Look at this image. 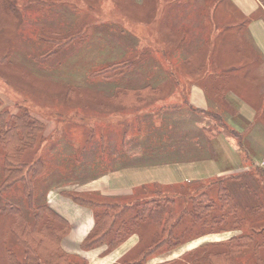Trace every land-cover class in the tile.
Masks as SVG:
<instances>
[{"label":"rangeland","instance_id":"374dc122","mask_svg":"<svg viewBox=\"0 0 264 264\" xmlns=\"http://www.w3.org/2000/svg\"><path fill=\"white\" fill-rule=\"evenodd\" d=\"M254 14L240 12L232 0H0V110L18 112L20 103L27 104L43 125L41 143L28 149L24 158L27 163L42 162L33 181L31 204L22 182L2 189L4 151L0 149V207L10 202L29 214L46 197L57 211L53 195L62 191L83 192L100 202L141 200L156 187L154 183L161 182L149 181L126 192L107 175L126 166L164 165L172 158L199 160L209 153V138L213 136L214 143L225 132L235 135L240 149L246 151L249 144L254 151L252 155L249 150L245 164L251 159L264 165L259 144L247 139L250 130L241 129L244 122L238 108H231L226 100L231 93L228 86L248 83L249 90L235 91L257 105L254 121H259L264 100L258 94L260 87L254 85L264 78H254L263 64L254 59L258 47L250 23L259 18ZM245 55L253 58L248 56L252 66L244 71L249 79L237 81L231 66L240 64ZM131 60L127 66L115 67ZM169 70L176 71L166 76ZM146 84L157 91L144 88L135 93ZM193 84L202 85L208 94L213 107L209 113H218L215 123L199 118L201 111L189 102ZM134 94L142 96L141 104L130 103ZM58 203L69 219L75 221L83 214L94 225L90 208L81 209L66 195ZM12 218L0 211V264L6 263V248L21 255L9 232ZM101 245L108 251L106 243ZM81 250L85 249L79 245ZM128 254L120 259L129 260ZM255 259L250 253L236 264H254Z\"/></svg>","mask_w":264,"mask_h":264},{"label":"trees","instance_id":"16d2710c","mask_svg":"<svg viewBox=\"0 0 264 264\" xmlns=\"http://www.w3.org/2000/svg\"><path fill=\"white\" fill-rule=\"evenodd\" d=\"M246 41L245 37L241 43L245 44ZM257 52L254 59L264 61L263 55ZM248 56L242 57L240 64L231 66L232 76L246 66H252L253 58ZM243 58L248 61L244 62ZM130 63L133 61L122 62L115 67L121 68ZM125 69H119L120 74ZM144 88L157 91L152 84H146L135 93ZM133 96L134 101L130 103L141 104L142 96ZM1 103L0 98V107ZM21 104L24 103L19 104L21 108L18 112L0 110V149L4 151L1 185L2 189H7L22 182L31 204L33 181L42 169V162L37 159L27 163L24 158L28 149L41 143L43 125L31 114L27 104ZM259 109L262 111L264 105ZM251 163V169L240 175L201 180L204 182H197L194 186H188V182L171 185L154 183L156 187L150 190L148 196L125 204L118 201L100 202L83 192L62 191V194L93 212L94 225L81 241V248L106 243L108 251H111L137 233L139 246L128 254L129 260L124 258L123 262L148 264L149 259L158 253L202 235L240 229L241 233L228 240L205 244L174 260L158 264H189L192 260L204 264H236L239 257L250 253L260 262L264 253V166L255 165L254 161ZM0 211L13 216L9 232L21 249L19 255L15 249L6 248L5 264H89L87 258L71 254L64 248L63 238L70 233L71 222L54 210L46 197L29 214L10 202L0 207Z\"/></svg>","mask_w":264,"mask_h":264},{"label":"crops","instance_id":"0c3cea01","mask_svg":"<svg viewBox=\"0 0 264 264\" xmlns=\"http://www.w3.org/2000/svg\"><path fill=\"white\" fill-rule=\"evenodd\" d=\"M235 4L237 9L245 14H253L257 13L259 18L253 20L250 23V30L253 34V41L255 42L256 46L258 47V51L264 57V0H232ZM254 14V15H255ZM264 60V59H263ZM263 64L257 70V75L254 77H260V79L264 78V61ZM176 70H169V72H165V75H173ZM241 74H237L235 77L237 81L248 80L249 79V72L244 74L245 69L241 70ZM158 73V72H157ZM177 74V73H176ZM242 80H239V79ZM234 79V78H232ZM170 81V80H169ZM234 85L228 86L230 90L226 100L230 101L231 108H238L237 114L242 117L241 121L244 122L241 124V129L249 131L245 135H247V139L249 140H256L259 144L257 149L260 151L261 156L264 155V123L262 122L264 109L261 111L259 109L258 118L259 121L255 123V117H257V112L255 110V104L249 102V97L245 95H241L236 93L235 90H249V84H238L240 86L238 88L233 87ZM259 95L263 96L264 98V82L259 83L258 86L254 85V88L258 90ZM208 94H206L205 89L202 85L193 84L188 93L189 102L196 107L198 110L201 111V116L199 118H203L205 121H209L210 123H215L217 120L218 113L214 112L210 114L208 110L213 111V107L211 104L209 105L208 102ZM251 101V100H250ZM187 104V103H185ZM211 111V112H212ZM203 115V116H202ZM264 118V117H263ZM202 122V121H201ZM253 123V124H252ZM262 123V124H261ZM205 127V125H202ZM203 128V135L206 130ZM239 129V128H238ZM237 129V130H238ZM178 137H174L173 140L177 139ZM205 138V137H204ZM217 141L215 140L213 143V136L209 138V143L212 146H209L212 149V155L210 153L206 154V156L201 157L199 160L189 161L184 158L177 159L172 158L169 159V162L164 165L159 164H144V165H135V166H126L118 170L112 171L107 175V180H114L115 187H125L121 191H129L132 187L145 184L149 181H159L161 184H180L183 182H189L194 180H205L217 176H225L229 173H233L239 170L248 171L252 167L251 164H245L244 161H248L249 155V144H245L247 150L244 151L240 149L239 143L235 139V135L232 133L220 134L216 137ZM194 141H198L196 137H192ZM208 141L207 138H205ZM253 145V142L251 143ZM125 145V142H124ZM214 146V147H213ZM214 149V150H213ZM252 151V150H251ZM243 152V155H241ZM147 154V152H144ZM143 153V154H144ZM178 153V152H172ZM150 155H155L152 153H148ZM214 154V155H213ZM254 151H252V155ZM170 155V154H168ZM173 155V154H172ZM250 160V159H249ZM251 161V160H250ZM252 162V161H251ZM255 165H261L254 161ZM264 166V165H261ZM115 172V173H113ZM118 175V176H117ZM119 191V192H121ZM57 198V211L61 214L65 215L60 210V204L58 203L61 201L64 196L60 192H57L53 195ZM68 198V197H67ZM70 199V198H69ZM71 200V199H70ZM74 203V202H73ZM78 207L88 208L81 205L74 203ZM66 216V215H65ZM67 217V216H66ZM68 218V217H67ZM72 218V217H71ZM69 219V218H68ZM72 220V221H71ZM70 222L73 223V228H71L70 233L63 239V246L67 251H72L73 253L79 252V245L81 241L85 238L89 230L91 229L93 224H88L85 220V215L81 214L78 219H69ZM71 223V224H72ZM240 231L238 230H230V231H223V232H216V233H208L187 241L178 247L173 249L167 250L162 252L152 258L149 259L148 264H158L163 262H169L183 256L184 253L199 249L205 244L215 243L219 241L227 240L229 237L237 235ZM139 236L137 234L131 235L128 239H126L120 246H118L113 251H106V247L104 245H99L93 247L89 250H81L79 254L83 255L85 258L88 259L89 264H129L128 262H123L120 258L126 254L127 252L130 253L131 251L135 250L139 246ZM264 250V247H263ZM264 258V257H263ZM259 259L256 261L257 263L254 264H264V259ZM203 262L191 261L189 264H202ZM204 264V263H203ZM207 264V263H206Z\"/></svg>","mask_w":264,"mask_h":264}]
</instances>
